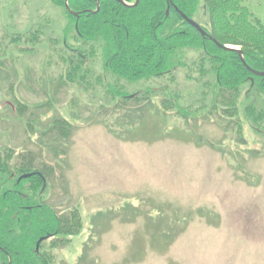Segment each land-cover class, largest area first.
Masks as SVG:
<instances>
[{
  "label": "rangeland",
  "instance_id": "374dc122",
  "mask_svg": "<svg viewBox=\"0 0 264 264\" xmlns=\"http://www.w3.org/2000/svg\"><path fill=\"white\" fill-rule=\"evenodd\" d=\"M245 5L264 23L263 0ZM41 24L63 39L67 20L51 0H0V150L54 168L46 202L81 212V234L55 250L54 264H264V139L245 120L244 101L242 139L215 118L186 125L164 116L159 104L134 123L124 111L106 114L100 88L56 91L64 67L46 64L56 56L48 43L23 57L10 47L12 34ZM94 65L104 72L100 55ZM119 83L129 93L155 86ZM16 97L28 105L22 114ZM50 97L52 109L36 108ZM63 118L74 125L68 140L48 131Z\"/></svg>",
  "mask_w": 264,
  "mask_h": 264
},
{
  "label": "trees",
  "instance_id": "16d2710c",
  "mask_svg": "<svg viewBox=\"0 0 264 264\" xmlns=\"http://www.w3.org/2000/svg\"><path fill=\"white\" fill-rule=\"evenodd\" d=\"M65 1L51 0L67 20L62 40L47 35L42 24L8 37L10 47L22 57L48 43L56 56L48 57L46 64L56 62L64 67L56 91L71 87L96 95L100 88L103 94L98 106L106 114L124 111V120L134 123L145 115L143 109L159 104L164 116L186 125L218 119L226 131L241 139L240 101H244L245 120L264 139V77L252 72L264 73V23L245 0H139L138 5L136 0H122L130 6L100 0L99 10L97 0H68L78 16L66 9ZM180 12L199 24L207 36L188 24ZM71 38L80 45L71 47ZM227 46L238 47L251 70L239 52ZM189 54L193 55L190 59ZM97 55L102 58V74L94 70ZM120 81H152L155 86L129 93ZM14 101L19 114L28 110L19 97ZM54 102L50 97L36 108L52 109ZM73 103L71 110L78 105ZM37 121L29 123V129ZM107 122L104 118L103 123ZM73 128L63 118L55 119L48 131L68 140ZM32 160L29 154L20 162L17 156L16 162L14 150H0L1 264H54L55 250L70 244L84 227L78 207L60 212L46 202L54 168L34 166Z\"/></svg>",
  "mask_w": 264,
  "mask_h": 264
},
{
  "label": "water",
  "instance_id": "95a60500",
  "mask_svg": "<svg viewBox=\"0 0 264 264\" xmlns=\"http://www.w3.org/2000/svg\"><path fill=\"white\" fill-rule=\"evenodd\" d=\"M118 2H120L121 4L125 5V6H130V5H127L125 2H123L122 0H117ZM99 2L100 0H97V5H98V10H99ZM139 3V0H136V4L135 5H138ZM65 7L66 9H68L72 14H74L75 16H78L77 13L75 12H72L71 9L69 8V5H68V0L65 1ZM97 12V11H96ZM181 16L183 17V19L188 23L190 24L192 27H194L198 32L201 33L202 36H207L206 32L203 31V29L196 23L194 22L193 20L189 19L185 14H183L182 12H180ZM225 49L227 50H233V51H236V52H239L240 56H241V61L242 63L249 69L251 70L247 65L246 63L244 62V59L242 57V53L241 51H239V49L237 48H232V47H224ZM252 72L255 74V75H258V76H263L264 77V73H260V72H256V71H253Z\"/></svg>",
  "mask_w": 264,
  "mask_h": 264
}]
</instances>
